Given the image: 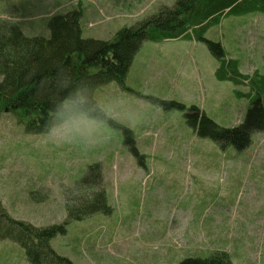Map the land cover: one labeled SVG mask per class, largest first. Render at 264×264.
Returning a JSON list of instances; mask_svg holds the SVG:
<instances>
[{
	"label": "rangeland",
	"instance_id": "1",
	"mask_svg": "<svg viewBox=\"0 0 264 264\" xmlns=\"http://www.w3.org/2000/svg\"><path fill=\"white\" fill-rule=\"evenodd\" d=\"M175 0H0V19L26 36H49L48 19L80 9L83 37L107 40L123 26ZM206 39L219 42L242 73L264 74V14L222 17ZM202 40H145L124 83L94 89L112 121L69 116L43 133H27L14 113L0 112V200L15 219L36 226L63 222L66 205L89 192L77 186L99 162L109 214L70 220L51 246L73 264H178L226 251L230 264H264V131L237 150L197 133L187 108L224 127L241 123L248 99ZM181 104V106L177 105ZM120 125L131 130L137 155ZM79 192H81L79 194ZM83 192V193H82ZM87 195V194H85ZM0 264H32L23 248L0 239Z\"/></svg>",
	"mask_w": 264,
	"mask_h": 264
},
{
	"label": "trees",
	"instance_id": "2",
	"mask_svg": "<svg viewBox=\"0 0 264 264\" xmlns=\"http://www.w3.org/2000/svg\"><path fill=\"white\" fill-rule=\"evenodd\" d=\"M251 11L264 14V0H175L172 6H162L133 25L119 28L107 40L82 36L78 8L51 15L48 37L26 36L17 24L0 19V112L14 113L25 131L33 134L80 114L111 122L92 98L94 89L111 81L122 85L143 41L192 35L202 40L216 58L214 74L218 80L247 87L246 91L234 88V94L247 98L249 106L244 120L232 127L221 126L204 113L200 115L194 105L187 108V120L194 125L200 116L199 135L222 147L231 145L241 150L250 143L253 132L264 131V74L257 70L251 74L240 72L237 61L227 58L221 44L206 39L204 33L222 17ZM77 91L83 93L84 101L64 106ZM120 127L137 155L131 130ZM102 180L99 162L89 164L77 180V186L89 191L87 195L79 192L78 198L66 205L65 220L47 226L13 218L0 200V239L18 243L32 264H73L53 249L51 239L64 234L70 220L111 212ZM178 264H230V259L226 251H215L204 258H184Z\"/></svg>",
	"mask_w": 264,
	"mask_h": 264
},
{
	"label": "clouds",
	"instance_id": "3",
	"mask_svg": "<svg viewBox=\"0 0 264 264\" xmlns=\"http://www.w3.org/2000/svg\"><path fill=\"white\" fill-rule=\"evenodd\" d=\"M84 99H85V97H84L83 93L80 91H77V93L74 96L65 100L64 106H68V105H71L73 103H82L84 101Z\"/></svg>",
	"mask_w": 264,
	"mask_h": 264
},
{
	"label": "crops",
	"instance_id": "4",
	"mask_svg": "<svg viewBox=\"0 0 264 264\" xmlns=\"http://www.w3.org/2000/svg\"><path fill=\"white\" fill-rule=\"evenodd\" d=\"M94 38H98V37H94ZM98 39H101V38H98Z\"/></svg>",
	"mask_w": 264,
	"mask_h": 264
}]
</instances>
